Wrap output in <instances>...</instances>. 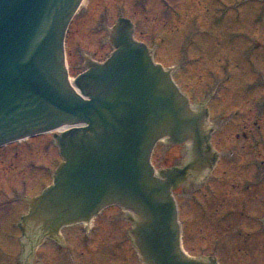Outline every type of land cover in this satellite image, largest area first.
Instances as JSON below:
<instances>
[{
  "label": "rangeland",
  "instance_id": "rangeland-1",
  "mask_svg": "<svg viewBox=\"0 0 264 264\" xmlns=\"http://www.w3.org/2000/svg\"><path fill=\"white\" fill-rule=\"evenodd\" d=\"M88 1L66 36L69 78L104 61L113 51L109 28L120 13L130 17L155 61L176 68L190 104L207 108L220 156L208 177L172 188L186 252L221 264H264V0ZM61 160L53 133L0 149V264H145L129 213L118 206L63 229L26 257L21 217Z\"/></svg>",
  "mask_w": 264,
  "mask_h": 264
},
{
  "label": "water",
  "instance_id": "water-1",
  "mask_svg": "<svg viewBox=\"0 0 264 264\" xmlns=\"http://www.w3.org/2000/svg\"><path fill=\"white\" fill-rule=\"evenodd\" d=\"M80 2L0 0V147L69 128L55 135L64 162L53 184L23 217L26 257L62 228L118 205L134 214L133 240L149 264H219L183 251L169 179L178 169L158 176L150 161L163 137L152 152L157 171L176 166L182 172L183 163L186 176L176 174L175 184L208 171L203 125L172 71L154 62L125 18L111 32L114 52L76 78V92L64 46Z\"/></svg>",
  "mask_w": 264,
  "mask_h": 264
},
{
  "label": "bare ground",
  "instance_id": "bare-ground-1",
  "mask_svg": "<svg viewBox=\"0 0 264 264\" xmlns=\"http://www.w3.org/2000/svg\"><path fill=\"white\" fill-rule=\"evenodd\" d=\"M88 4V0H81L80 2V8L84 7L85 5ZM70 83L72 84V87L77 91L79 92V90L75 87L74 83H73V80L70 79ZM195 110H191L193 112V114L197 117V119L201 122V124L203 125V128L205 130V133L207 135V132L209 130V128L211 127L210 125V120L204 118V115H203V111H200L199 109L197 110L196 109V106L194 107ZM69 128L64 126L62 128H60V131L64 132L66 130H68ZM209 171V170H208ZM208 171H206L205 173L199 175V176H196V177H193V178H190V179H193L195 181H201L203 178H205L208 174ZM91 224V223H89Z\"/></svg>",
  "mask_w": 264,
  "mask_h": 264
},
{
  "label": "flooded vegetation",
  "instance_id": "flooded-vegetation-1",
  "mask_svg": "<svg viewBox=\"0 0 264 264\" xmlns=\"http://www.w3.org/2000/svg\"><path fill=\"white\" fill-rule=\"evenodd\" d=\"M238 3H242V2H238ZM225 12H226V10H225ZM119 16H120V14H119ZM245 37H249V36H245ZM249 39V38H248ZM255 50H256V46L255 45H253V46H251L250 48H249V56L251 55V54H253L254 52H255ZM253 66V64L252 63H250V66ZM254 125H258V121H255L254 122ZM247 127V126H246ZM252 133V132H251ZM244 134H245V136H246V133L244 132Z\"/></svg>",
  "mask_w": 264,
  "mask_h": 264
}]
</instances>
